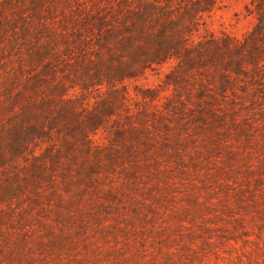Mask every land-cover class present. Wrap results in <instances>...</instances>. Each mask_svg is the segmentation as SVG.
Instances as JSON below:
<instances>
[{"label": "rangeland", "instance_id": "1", "mask_svg": "<svg viewBox=\"0 0 264 264\" xmlns=\"http://www.w3.org/2000/svg\"><path fill=\"white\" fill-rule=\"evenodd\" d=\"M16 113L69 166L25 222L42 263L264 264V0H0Z\"/></svg>", "mask_w": 264, "mask_h": 264}, {"label": "trees", "instance_id": "2", "mask_svg": "<svg viewBox=\"0 0 264 264\" xmlns=\"http://www.w3.org/2000/svg\"><path fill=\"white\" fill-rule=\"evenodd\" d=\"M29 121L16 113L0 125V264H50L39 260L35 252L38 236L30 233L25 222L44 195L41 182L50 181L49 170L69 166L56 145L39 148L38 138L51 134L45 127L39 130L37 123L29 125ZM16 224H24L23 234L6 238ZM42 245L46 246L45 242Z\"/></svg>", "mask_w": 264, "mask_h": 264}]
</instances>
